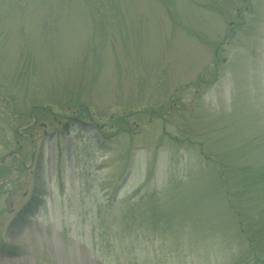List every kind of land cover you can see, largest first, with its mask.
I'll return each mask as SVG.
<instances>
[{"label":"rangeland","instance_id":"obj_1","mask_svg":"<svg viewBox=\"0 0 264 264\" xmlns=\"http://www.w3.org/2000/svg\"><path fill=\"white\" fill-rule=\"evenodd\" d=\"M0 164V264H264V0H0Z\"/></svg>","mask_w":264,"mask_h":264},{"label":"trees","instance_id":"obj_2","mask_svg":"<svg viewBox=\"0 0 264 264\" xmlns=\"http://www.w3.org/2000/svg\"><path fill=\"white\" fill-rule=\"evenodd\" d=\"M19 160V159H18ZM6 171L7 170V167L6 166H3V164L1 165L0 164V171ZM13 181V180H12ZM41 203V202H40ZM32 209V206H31V203L30 202H28L26 205H24L22 208H21V210L19 211V213H18V216H22V214L24 213H29L30 211L31 212H33V214H35V211L34 210H31ZM19 217V218H20Z\"/></svg>","mask_w":264,"mask_h":264}]
</instances>
